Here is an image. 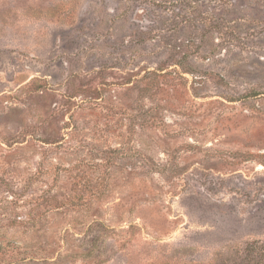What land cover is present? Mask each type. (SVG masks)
<instances>
[{"label": "rangeland", "instance_id": "obj_1", "mask_svg": "<svg viewBox=\"0 0 264 264\" xmlns=\"http://www.w3.org/2000/svg\"><path fill=\"white\" fill-rule=\"evenodd\" d=\"M260 245L264 0H0V264Z\"/></svg>", "mask_w": 264, "mask_h": 264}, {"label": "trees", "instance_id": "obj_2", "mask_svg": "<svg viewBox=\"0 0 264 264\" xmlns=\"http://www.w3.org/2000/svg\"><path fill=\"white\" fill-rule=\"evenodd\" d=\"M219 1H225V0H219ZM182 6H187V4H182L181 3V6L178 7L179 11L183 9ZM210 18H212V15H211V17H208L209 20H210ZM205 19L206 18H204V22H205ZM191 20L193 22V20H194L193 17L192 16L189 17V15L186 14V15L182 16L179 21H176V22H177L178 25L179 24L181 25V24H186V23L190 22ZM224 22L225 21H223V20H221L219 18H215V20L209 21V29H207L206 31L207 32H212V33H218V34H222L223 33V34L230 35L231 31L229 29H232L233 27H230V26H227V25H223ZM181 26L184 27L186 25H181ZM224 28H226V29H224ZM223 30H225V31H223ZM215 47H220V45L217 44V45H215ZM154 70L158 71L160 69L159 68H155ZM148 72H150V71H148ZM153 73L155 74V72H153ZM56 206H59V205H56ZM260 246H264V245H260ZM30 258H35V257H30ZM254 261H260V264H264V249L263 248H261V250L257 254H251V257H248V259L245 258L244 262L242 264H246V263L251 264Z\"/></svg>", "mask_w": 264, "mask_h": 264}]
</instances>
